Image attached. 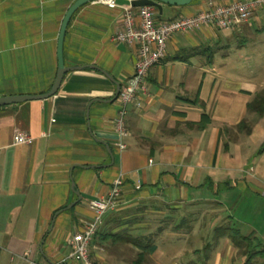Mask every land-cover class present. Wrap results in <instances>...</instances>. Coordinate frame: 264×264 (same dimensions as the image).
Listing matches in <instances>:
<instances>
[{"label":"crops","instance_id":"obj_1","mask_svg":"<svg viewBox=\"0 0 264 264\" xmlns=\"http://www.w3.org/2000/svg\"><path fill=\"white\" fill-rule=\"evenodd\" d=\"M74 1L0 0V96L49 90L60 24ZM231 1L163 5L156 18ZM121 29L119 9L81 6L63 57L83 68L65 73L52 97L0 106V264H64L70 237L93 217L88 201L107 196L116 179L122 191L90 242L93 261L133 264V241L149 238V264H258L264 226L237 212L246 197L264 202V110L249 109L264 88L244 76L250 66L232 60L229 45L264 30V11L233 29L169 37L165 58L148 73L147 96L128 107L125 135L116 130L114 97L133 74L136 47L113 40ZM15 131L33 141L14 144ZM221 228L249 240L236 243Z\"/></svg>","mask_w":264,"mask_h":264},{"label":"built area","instance_id":"obj_2","mask_svg":"<svg viewBox=\"0 0 264 264\" xmlns=\"http://www.w3.org/2000/svg\"><path fill=\"white\" fill-rule=\"evenodd\" d=\"M94 1L110 9L120 10L122 29L115 32L113 40L136 47L133 74L120 88L117 96L118 110L115 126L120 135L127 133L125 117L128 107L132 104L139 106L140 99L147 96L148 73L154 65L165 58L169 37L175 33L189 32L203 27L233 29L246 23L254 13L264 11V0H232L220 5L211 4L190 16L183 15L169 20L157 21L156 9L152 6L119 5L115 0ZM32 141L33 138L26 132L15 131L13 134L14 144H25ZM120 148H125V145L121 144ZM121 191L122 180L116 179L107 196L88 201L87 205L93 212V217L81 231L73 233L70 237L68 241L70 252L64 259V264H107L93 261L89 247L104 215L117 207ZM28 264L36 263L28 260Z\"/></svg>","mask_w":264,"mask_h":264},{"label":"rangeland","instance_id":"obj_3","mask_svg":"<svg viewBox=\"0 0 264 264\" xmlns=\"http://www.w3.org/2000/svg\"><path fill=\"white\" fill-rule=\"evenodd\" d=\"M238 43L239 42L237 40H234L230 43L231 44L229 45L231 47V52L229 53L230 58L238 62L245 61L247 63V66L249 65L250 67L246 68L248 74L245 73L244 76L246 78L247 76H249L248 78L254 81L256 85L259 86V89L264 88V30L248 36L244 42H241L242 46H239ZM226 49L228 50L229 47L227 48L224 47L222 51L224 52V50ZM221 57L222 56H219L217 57V59H220ZM257 118L258 115H256L255 113L252 114V116L249 117V123L255 125ZM246 193L247 192H245L244 194ZM247 202H249L250 204L253 202L255 203L256 206L257 204L262 205V203H264L261 202L260 198L257 197H255L254 201L246 197V199L243 200V203L242 202L241 203L244 206L246 205ZM262 206L258 209V211L255 212L252 211L248 212L241 207L240 213L237 212V214H241V216L244 217L245 220L254 222L257 229L261 230L260 228L264 226V210L261 212ZM259 241H263V240L259 239ZM206 249L207 247L203 250L204 252H202V256L205 255V253L207 252L205 251ZM256 254L261 256L262 254H264V252L263 250L261 251L259 250L257 251ZM179 261L181 263L187 261L189 262V258H187L185 255H181ZM192 261L196 263L197 258H192ZM256 262H258V264L260 263L264 264V258H258Z\"/></svg>","mask_w":264,"mask_h":264},{"label":"water","instance_id":"obj_4","mask_svg":"<svg viewBox=\"0 0 264 264\" xmlns=\"http://www.w3.org/2000/svg\"><path fill=\"white\" fill-rule=\"evenodd\" d=\"M94 0H75L66 10L63 19L60 24V29L57 37V48H56V57H57V69L54 81L48 91L41 94H14V95H4L0 96V106L18 104L28 100H37L45 99L52 97L56 94L63 76L65 73L83 68L82 66L68 67L65 66L64 57H63V45L64 38L67 29V25L73 16V14L83 5L92 2ZM119 5H131L133 7L139 6H152L156 8L159 12V15L162 14L163 5L170 6H186L189 5L193 0H115ZM95 68V67H94ZM106 74V73H105ZM120 91V86L117 85L116 93L114 99L117 98ZM79 196V194L77 193Z\"/></svg>","mask_w":264,"mask_h":264},{"label":"trees","instance_id":"obj_5","mask_svg":"<svg viewBox=\"0 0 264 264\" xmlns=\"http://www.w3.org/2000/svg\"><path fill=\"white\" fill-rule=\"evenodd\" d=\"M249 109L257 112L258 114H262L263 110H264V90L258 92L254 99L251 101V103H249ZM246 123L245 120L241 121L239 126H242ZM221 231L225 232L226 234H228L234 242H245L247 240H249L247 237L243 236L240 231H238L237 229H233V228H221ZM133 245L137 246L138 249L140 250L137 258L135 259V261L133 262V264H149V259H148V255H149V249L151 247V240L149 238H144L141 241L140 240H136L133 241Z\"/></svg>","mask_w":264,"mask_h":264}]
</instances>
